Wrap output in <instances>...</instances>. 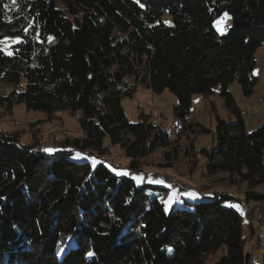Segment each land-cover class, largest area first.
Here are the masks:
<instances>
[{
	"label": "trees",
	"instance_id": "16d2710c",
	"mask_svg": "<svg viewBox=\"0 0 264 264\" xmlns=\"http://www.w3.org/2000/svg\"><path fill=\"white\" fill-rule=\"evenodd\" d=\"M60 1L65 9L57 0H0V45L4 37L22 41L12 55L0 46V83L12 86L0 105L24 103L48 119L79 111L83 133L48 153L13 134L20 130L0 129V264H203L220 247L225 252L213 264H255L245 251L243 217L225 205L231 196L216 193L166 212L145 184L118 175L108 161L109 146H118L138 171L139 159L170 145L145 112L128 119L122 99L140 84L175 93L176 116L193 130L192 94L219 86L234 119L216 115L217 147L202 150L208 175L228 172L247 184V197L264 199L257 190L264 123L248 131L228 89L238 81L245 95L254 91L264 0ZM224 12L231 27L220 34L214 22ZM76 153L94 157L95 166Z\"/></svg>",
	"mask_w": 264,
	"mask_h": 264
},
{
	"label": "rangeland",
	"instance_id": "374dc122",
	"mask_svg": "<svg viewBox=\"0 0 264 264\" xmlns=\"http://www.w3.org/2000/svg\"><path fill=\"white\" fill-rule=\"evenodd\" d=\"M57 2L60 7L66 8L63 2L60 0ZM76 4L80 5L81 2ZM80 7L84 9V5ZM228 15L231 17L229 13ZM231 20L232 17L224 20L219 26H216L214 22L216 30L217 27L220 28L219 31L217 30L218 33H225ZM16 38L18 37H4L1 48L5 52H12ZM253 72L257 76V83L252 94L245 95L238 81H233L228 86L242 110L248 131H253L264 123V46L255 53ZM129 81L133 82V79ZM11 87L10 84L0 83V95L7 94ZM219 90L220 87L217 86L214 92L207 96L199 93L192 94L187 120L195 128L193 130L189 126L184 127L176 116L175 93L168 89L160 93L154 92L146 85L140 84L134 96H126L122 99L128 119L137 122L139 112H145L151 117L152 123L160 125L168 133L170 145L156 147L155 150L139 159L138 171L131 169V160L120 147L110 145L108 164L116 169H126L133 178L141 177L139 182L136 179L135 181L139 185L145 184L151 196H157L164 204V209L166 207L164 201L171 193L195 191L199 194L196 199L179 195L178 202L173 203L167 212L173 208H187L186 201L197 202L210 198L216 193L228 194L232 198L225 201V205L228 207L239 205V208H233L243 217L245 251L251 253L255 264H264V199L247 197V184L239 182L236 177L229 178L228 172L208 175L209 157L202 150L208 149L211 152L217 147L216 115L226 120L234 119ZM249 112L251 115L248 114ZM80 116L79 111L70 113L64 110L48 119L46 113L27 109L24 103L15 104L11 110L6 105H0V129L10 133L20 130L13 134L18 135L21 141L34 144L40 142L46 148L55 149V145L63 142L65 138H68L67 136L72 138L83 136ZM196 123H200L209 131L203 133L198 131ZM168 153L170 154L167 155ZM88 158L91 160L94 157ZM150 179H162L165 183H150ZM169 184L172 185L171 188L168 187ZM181 185H184L186 190L179 191ZM257 190L264 191V183L259 185ZM209 193L211 195H208ZM224 252L225 248L220 247L206 255L203 264H213Z\"/></svg>",
	"mask_w": 264,
	"mask_h": 264
},
{
	"label": "snow or ice",
	"instance_id": "6c2138e0",
	"mask_svg": "<svg viewBox=\"0 0 264 264\" xmlns=\"http://www.w3.org/2000/svg\"><path fill=\"white\" fill-rule=\"evenodd\" d=\"M137 2L139 3V0H137ZM12 3H13V5H15L17 3V0H12ZM141 6L143 7V5H141ZM227 19H231V17L228 15V13L225 12L220 19L215 21V25L219 26L224 20H227ZM166 23H170V22H166ZM228 27H231V25H228ZM217 30L219 31L220 28L217 27ZM225 31H226V29H225ZM50 39H53V38L50 37ZM15 42L20 43L22 41L20 40V38H16ZM7 54L12 55L13 53L11 51H9V52H7ZM43 151L51 153V152H55L57 150L46 148ZM76 158H78V159H89L86 156V154H82V153H76ZM91 160H92L93 166H95V164H96L95 158H91ZM109 167L111 168L112 171L116 172L118 175H129V173L126 169H116V168H113L111 165H109ZM89 175H91V173ZM134 179H136L139 182L141 180V177L134 176ZM149 182L150 183H158V184H164L165 183V181L162 179H155V180L150 179ZM168 187L171 188L172 185L169 184ZM179 195H183V196H186V197H189L192 199H196L199 196V194L195 191H188V192H183V193H175V192L171 193V194H169L167 200L164 201V203L166 205V207H165L166 212L168 211V209L171 207V205L173 203L178 202ZM208 195H211V193H209ZM0 199H6V198L0 197ZM230 206L239 208V205H230ZM89 255H92V254L90 253Z\"/></svg>",
	"mask_w": 264,
	"mask_h": 264
},
{
	"label": "built area",
	"instance_id": "2783aa9c",
	"mask_svg": "<svg viewBox=\"0 0 264 264\" xmlns=\"http://www.w3.org/2000/svg\"><path fill=\"white\" fill-rule=\"evenodd\" d=\"M248 114L251 115V112H249ZM180 190H186V187L184 185H181V189Z\"/></svg>",
	"mask_w": 264,
	"mask_h": 264
}]
</instances>
